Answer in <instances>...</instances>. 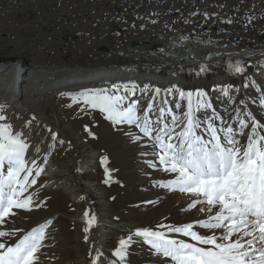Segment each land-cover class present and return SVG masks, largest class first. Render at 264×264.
Instances as JSON below:
<instances>
[{"label": "bare ground", "instance_id": "bare-ground-1", "mask_svg": "<svg viewBox=\"0 0 264 264\" xmlns=\"http://www.w3.org/2000/svg\"><path fill=\"white\" fill-rule=\"evenodd\" d=\"M106 1L0 0V102H5L14 113H38L44 123L70 138L67 144L79 160L74 157L69 170L51 162L45 177L51 179V189L61 190L74 199V193L83 192L91 200L96 219L90 263L120 264L110 252L113 233L133 232L135 228L116 222L109 191L102 183L83 177V173L93 172L103 163L110 170L109 156L74 137L59 118L58 123L46 122L40 103L47 94L95 84L125 87L138 97L147 86H153V94L162 96L154 114L150 110L148 114L141 113L143 122L138 130L146 137L139 144V170L148 196L160 203L168 200L178 212L180 222L170 221L168 230L141 231L145 239L154 240L151 262L264 264V136L251 131L239 137L234 130L239 133L240 127L231 124L241 119L238 112L246 114L247 110L256 114L258 127L264 130V88L258 80V75L264 73V0H170L160 6L158 0H131L133 14L125 4ZM145 2L150 9L158 10L140 11L138 8ZM112 6L124 12L111 18L107 11ZM238 17L248 19L249 23L235 25ZM159 21L178 28L174 37L163 44L162 38L167 36L156 28ZM255 21L260 22L259 27ZM81 24L100 27L87 36L93 43L91 51H80L83 40H79L78 47L74 41L75 49L56 41L63 30L79 33ZM132 28L139 29V36L130 37L124 47L118 40ZM117 32L122 36L118 37ZM39 37L48 48L34 55L35 47L41 45ZM107 44L113 51L105 52ZM244 45L249 49H244ZM186 68L202 72L199 76L182 72ZM234 85L241 97L240 104L232 101L234 94L229 92ZM249 85L250 93L245 91ZM177 88H182L184 94L179 102L169 96V91ZM221 88L226 91L222 95ZM203 89L208 94L202 93ZM216 119V126L206 124ZM160 123L161 131H153L149 126ZM216 131L214 138L206 139ZM164 139L166 142L162 143ZM222 139L236 147L218 152L217 142ZM161 152L167 158L159 167L157 156ZM203 158L212 162L192 167V161ZM5 193L15 196L21 192L12 186L3 189L1 183L0 208L7 199L12 201ZM24 236L21 230L15 242L8 244L4 250H17L6 257L1 254L0 264L24 261L29 249L23 247ZM44 255L40 259L38 254L33 264H51L49 256Z\"/></svg>", "mask_w": 264, "mask_h": 264}, {"label": "rangeland", "instance_id": "rangeland-1", "mask_svg": "<svg viewBox=\"0 0 264 264\" xmlns=\"http://www.w3.org/2000/svg\"><path fill=\"white\" fill-rule=\"evenodd\" d=\"M167 1L170 0H158L157 3L159 2L160 6ZM222 1L225 2V0ZM110 2L125 4L127 8L130 7L131 14L135 13V9L130 6L131 0H126V2L125 0H108L106 4ZM144 4L146 6L142 5L138 8L140 11L151 13L152 9L158 10L157 8L150 9L146 2ZM111 8H108L107 11L111 18L120 16L124 12L117 6ZM235 21V25L249 23V20L244 17L240 19L238 17ZM254 23L256 26H260V22L256 23L255 21ZM78 26L79 33H74L72 29L63 30L56 41L63 46L68 43V47L75 49L74 41L78 42V47L79 40H83L80 51L87 53L93 48V43L87 36L90 32H98L100 27L94 24ZM170 26L169 23L158 22L156 28L167 36L162 38L161 44L170 40V37L173 38L174 34L178 32V28ZM135 29L132 28L129 32H125L122 39L118 40L121 41L122 46L126 47L125 44L130 37L136 39V36H139V29ZM83 35L86 37L84 38ZM117 35L121 37L122 33L117 32ZM39 42L41 45L35 47L34 55L43 53L48 48L46 44L43 45L42 37H39ZM109 46L105 45L106 53L113 51ZM244 49H249V47L244 45ZM150 51L153 53V48ZM201 70L186 68L182 72L199 76ZM258 76V80L264 88V73ZM233 80L236 81L235 78ZM258 80L257 83H259ZM260 90H257L258 95ZM181 91L182 88L169 91L170 99L177 102L184 99V94ZM230 91L234 94L232 101L240 104L241 97L237 95V86H232ZM245 91L251 92L250 85ZM201 92L208 94V91L204 89ZM224 92L226 91L221 88L220 95ZM161 98L162 96L153 94V86H147L143 94L138 97L125 87L93 84L88 87L80 86L76 90H63L57 94H47L40 103L43 108H41L42 116L46 122L58 123V120L61 121V125L69 129L74 137L80 138L94 150L109 156V162L112 163L110 170L104 168L105 163L102 161L103 164L100 168L93 172L83 173V177L89 182L102 183L110 193V207L114 220L120 224H131L135 228L133 232L113 233L110 252L117 256L120 264H153L151 257L155 255L154 240L145 239L146 237L142 236L141 231H158L162 228L168 230L171 228L167 227L169 223L180 222L177 218L179 217L178 212L168 200L160 203L148 196L145 191L147 187L141 183V171L139 170L141 166L139 144L143 141L142 137H146L143 132L138 130L140 122H143L141 113L146 111L148 114L150 110L154 114ZM204 103L207 105L208 101L205 100ZM149 105L154 106L148 107ZM229 112H233V109ZM245 112L246 114L238 112L237 117L241 116V119L231 122L232 125L240 127L239 133L234 130V134H238L240 137L244 136L246 132L252 131L254 135L262 132L264 136V130L258 127L259 120L256 114L247 110ZM39 117L40 115L34 112L30 115L14 113L10 111L5 102H0V186L2 183L3 189L12 186L18 193L21 192L20 195L14 193L15 196H8L11 189H7L5 196L12 200V203L7 199V202L3 203V207L6 206L0 208V256L4 253L3 256L6 257L10 251L15 253L17 248L14 250L4 249L8 244L15 242L17 235L21 230H24L26 236H24L23 247L28 246L29 249L24 255L26 258L20 264H33L37 255L39 254L41 259V254L44 255V253L49 256L46 255L51 264H79L83 261L85 264H91L90 262L93 260L91 251L95 242L93 239L95 234L94 219H96V217L94 218L95 210L91 207V200L83 192L74 193L76 194L74 199L68 194H63L61 190L51 189V179L48 176L45 177L48 163L52 162L60 169L69 170L77 155L71 153L70 146L67 144V140L70 138L66 139V133L53 129ZM248 120H256L257 123L251 125L247 122ZM216 121L217 119L209 120L206 121V124L209 127L216 126ZM149 126L153 131H161L163 128L161 123L155 127ZM217 133L218 131L206 139L214 138ZM158 137H161V133L158 134ZM165 142L164 139L162 143ZM167 143L171 145L172 142L168 141ZM234 147H236L234 143L225 139L217 142L218 152L231 151ZM161 154V156H157L159 167L164 165L165 162L162 160L167 158L166 155H163L164 152ZM252 157H256V155H252ZM211 162L203 158L202 161H192L191 165L192 167L207 166ZM108 173H112L111 176ZM50 257L52 258L50 259ZM106 264L117 263L108 261Z\"/></svg>", "mask_w": 264, "mask_h": 264}, {"label": "water", "instance_id": "water-1", "mask_svg": "<svg viewBox=\"0 0 264 264\" xmlns=\"http://www.w3.org/2000/svg\"><path fill=\"white\" fill-rule=\"evenodd\" d=\"M208 56V55H207Z\"/></svg>", "mask_w": 264, "mask_h": 264}]
</instances>
